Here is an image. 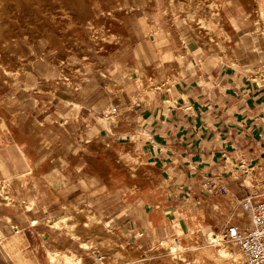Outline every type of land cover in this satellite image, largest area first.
<instances>
[{"label": "crops", "instance_id": "crops-1", "mask_svg": "<svg viewBox=\"0 0 264 264\" xmlns=\"http://www.w3.org/2000/svg\"><path fill=\"white\" fill-rule=\"evenodd\" d=\"M104 3L106 10L121 11L118 21L124 30L117 46L106 45L104 59L98 60L102 69L89 66L92 77L88 84L74 91H59L58 99H51L54 109L39 117L32 111L33 95L16 90L8 99L18 116L5 119L13 125L9 133H0V166L12 177L29 175L17 196L32 199L34 204L25 209L19 201L0 203V264H55L52 257L62 260L59 253L70 247L69 237L64 228L47 222L51 215L60 217L54 211L64 203L77 205L81 199L88 200L96 215L109 219L110 227L125 238L138 228L127 221L123 206L115 211L112 208L111 201L117 196L123 200V193L99 192L94 186L86 191L82 187L80 172L88 170L85 174L94 184L98 176L102 177L97 167L103 162L90 159L86 165L79 158L83 151L81 127L89 126L93 137L98 128L114 141L107 124L99 121L102 112L98 117L94 110L114 107L112 117L119 118L114 127L115 149L126 156L131 148L138 156L135 161L123 159V166L150 170L143 172L145 182L162 185L153 191L152 198L158 201L151 204L153 211H144L161 220L170 219L173 201L193 193L202 175L221 173L228 153L247 156L252 164L264 162V80L248 75L249 70L264 67V34L254 33L256 26L248 14L243 20L235 18L233 24L248 25L249 30L240 26L233 35L218 29L221 21L210 20L216 39L229 47L230 57L223 59L219 54L227 48L211 49L212 38L192 35L177 12L175 0ZM132 7L134 12L128 13ZM91 13L97 20L98 8L92 7ZM35 72L41 78L52 74L39 63ZM99 72L119 85L122 93L114 94ZM70 102L77 103L80 110L72 108ZM84 108L89 111H81ZM115 166L110 160L105 167ZM50 167L56 169L52 174ZM238 180L224 187L228 195L240 199L249 191ZM74 253L82 264H103L98 252L79 246Z\"/></svg>", "mask_w": 264, "mask_h": 264}, {"label": "rangeland", "instance_id": "rangeland-1", "mask_svg": "<svg viewBox=\"0 0 264 264\" xmlns=\"http://www.w3.org/2000/svg\"><path fill=\"white\" fill-rule=\"evenodd\" d=\"M104 1L106 0H0L1 134L9 133L13 125L10 121H5L6 117L18 116V112L8 103V99L16 90L34 96L35 108L32 111L39 117L43 112L54 109L55 103L51 99L57 100L59 91H74L88 84L92 77L89 66L96 65L98 69H102L98 60L104 59L107 53L106 45H109L108 48L117 46L122 40L119 35H122L121 31L124 30L118 21L121 11L104 9ZM175 2L177 12L184 17V24L192 35H206L212 38L214 42L211 49L227 48V51L222 50L219 54L223 59L230 57V50L227 45L216 39L217 32L210 20L221 21L218 29L226 35H233L240 26L249 30L248 25L233 24L235 18L243 20L248 14V19L256 26L254 33L264 34V0ZM92 7L98 8L97 20L91 13ZM134 10L135 7H132L128 13ZM38 63L51 69L50 77L37 76L35 65ZM98 74L108 80L114 94L122 93L120 86L110 81V77H105L100 72ZM143 75L148 78V72ZM248 75L251 79L264 80V67L258 71L249 70ZM66 76L70 77L69 81L64 79ZM69 104L76 110L81 108L77 103ZM81 111L89 110L84 108ZM99 112H102L103 117L99 121L103 126L107 124V129L114 134V143L117 141L114 127L119 122L118 117H112L115 113L114 107L103 111L94 110L98 117ZM108 117L110 118L107 119ZM89 131V126H82L79 132L83 149L79 158L86 161V165L90 159L102 161L97 171L103 174L102 177L98 176L93 184L85 174L88 170L84 169L79 177L82 187L86 191L94 186L99 192L112 191L114 195L116 192L119 195L123 193V200L117 196L118 198L111 201L112 208L115 211L123 206L128 212L127 221L137 224L138 228L136 231H130L125 238L110 227L112 225L109 219L96 215L88 200L81 199L77 205L64 203L54 211L60 217L49 216L48 225L54 226L55 218L73 216L76 220L72 225L61 227L69 237L70 247L59 253L63 261L52 257L55 264H80L74 253L79 246L91 253L98 252L103 258V264H231L234 262L232 258L220 253V248L224 245L229 254L238 255V264H243L238 249L224 235L232 224H238L243 229L249 227L250 213L243 207L246 196L240 199L229 197L227 192H220L218 188L239 179V184H245L247 191L252 194L251 202H259L264 195V162L252 164L247 156L245 158L228 153L224 158L225 167L220 170L221 173L202 175L194 184L193 193L183 194L173 201V207L169 208L172 211L169 223V220H161L162 218L153 212L151 216L144 214V211H153L151 204L158 202L152 198L155 195L153 191L162 185L145 182L143 172L150 170L123 166V159L135 161L138 159L137 154L129 148L126 156L121 155L116 151L115 143L103 136L98 128L94 129L95 137L91 136ZM261 155L264 157V152ZM110 160L117 165L113 169L105 167ZM33 170L35 172V169ZM49 171L52 174L56 169L50 167ZM0 173V203L13 205L19 201L25 209L31 208L34 204L32 199H20L21 196H17V192L20 193L19 186L24 184L29 175L12 177L6 174V169L2 166ZM104 173H107V176ZM206 182H214L211 191L204 187ZM105 202L110 201H97L101 204ZM84 206L89 207L94 216L85 217L82 221V216L76 212ZM239 209L244 214L243 221L237 218ZM95 218L100 221L97 229L94 228ZM242 222H246V225ZM140 226L149 227L151 231L147 232ZM213 234L220 236L221 244L213 243Z\"/></svg>", "mask_w": 264, "mask_h": 264}, {"label": "built area", "instance_id": "built-area-1", "mask_svg": "<svg viewBox=\"0 0 264 264\" xmlns=\"http://www.w3.org/2000/svg\"><path fill=\"white\" fill-rule=\"evenodd\" d=\"M69 76L64 79L69 81ZM214 182L204 183V187L210 191L214 188ZM225 187H219L218 191L226 192ZM243 200V207L250 213L249 227L231 225L227 228L225 237L238 249L243 258V264H264V195L259 202L252 203ZM239 223V221H238Z\"/></svg>", "mask_w": 264, "mask_h": 264}, {"label": "bare ground", "instance_id": "bare-ground-1", "mask_svg": "<svg viewBox=\"0 0 264 264\" xmlns=\"http://www.w3.org/2000/svg\"><path fill=\"white\" fill-rule=\"evenodd\" d=\"M232 195L231 194H229V197H231ZM253 196H252V194H250L249 195V197L247 198V201H249V203L251 202V198H252ZM77 209V208H76ZM76 213H78V215L79 216H82V219H80V220H82L83 221V219L85 218V217H93L94 216V213H93V211L89 208V207H83V208H79V209H77V212ZM242 217H244V214H243V212L242 211H240V209H239V212L237 213V218L238 219H240L241 221H243V219H242ZM75 220H76V217H73V216H69V217H61V218H58V219H55L54 221H53V225L54 226H56V227H58V228H61L62 226H65V225H67V226H69L70 224L72 225L74 222H75ZM99 223H100V221L98 220V219H94V228L95 229H97V228H99ZM242 224L243 225H246V222H242ZM86 232V231H85ZM101 233V232H100ZM214 235V237L215 238H213L212 237V241H213V243H220L221 244V238H220V236H216L215 234H213ZM114 236V235H113ZM211 241V242H212ZM233 245V244H232ZM222 246H223V244H222ZM225 246V245H224ZM221 247L220 248V253H223V254H226V255H228L229 257H231L232 258V260L234 261V262H232L233 264H238V260H239V258H238V255L237 254H234V255H231V254H229L228 252L229 251H227L226 249L227 248H225V247ZM78 255V254H77ZM76 255V256H77ZM67 257H69V256H67ZM78 257V261L80 262V264H82V262H81V258L79 257V256H77ZM52 259V261H53V258H51ZM72 260V259H71ZM68 262V261H67ZM231 263V264H232Z\"/></svg>", "mask_w": 264, "mask_h": 264}]
</instances>
